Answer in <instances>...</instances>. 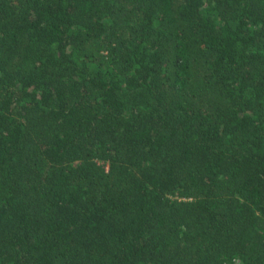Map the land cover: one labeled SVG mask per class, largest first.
Wrapping results in <instances>:
<instances>
[{
    "label": "trees",
    "instance_id": "trees-1",
    "mask_svg": "<svg viewBox=\"0 0 264 264\" xmlns=\"http://www.w3.org/2000/svg\"><path fill=\"white\" fill-rule=\"evenodd\" d=\"M264 264V0H0V264Z\"/></svg>",
    "mask_w": 264,
    "mask_h": 264
},
{
    "label": "rangeland",
    "instance_id": "rangeland-1",
    "mask_svg": "<svg viewBox=\"0 0 264 264\" xmlns=\"http://www.w3.org/2000/svg\"><path fill=\"white\" fill-rule=\"evenodd\" d=\"M233 264H244V263H242L239 259H235L233 261Z\"/></svg>",
    "mask_w": 264,
    "mask_h": 264
}]
</instances>
